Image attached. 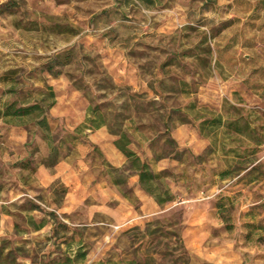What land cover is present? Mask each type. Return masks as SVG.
Masks as SVG:
<instances>
[{
    "label": "rangeland",
    "instance_id": "obj_1",
    "mask_svg": "<svg viewBox=\"0 0 264 264\" xmlns=\"http://www.w3.org/2000/svg\"><path fill=\"white\" fill-rule=\"evenodd\" d=\"M53 101L0 118V264H264V0H0V108Z\"/></svg>",
    "mask_w": 264,
    "mask_h": 264
},
{
    "label": "trees",
    "instance_id": "obj_2",
    "mask_svg": "<svg viewBox=\"0 0 264 264\" xmlns=\"http://www.w3.org/2000/svg\"><path fill=\"white\" fill-rule=\"evenodd\" d=\"M50 95L51 97H54L53 92H51ZM54 103L55 102L53 101L48 107H45V105L41 102H36L30 107L14 110L13 112L10 111V108H7L5 111L0 108V118L7 116L18 117L21 119L18 121L20 123L13 122V124L18 125H27V120L32 119L42 129L50 130L47 110ZM129 143V138L125 133H122L120 138L115 142L117 148L123 152V154L128 158L131 166L136 170L139 177V184L142 189L154 195L160 204L172 200L169 189L166 187L163 190L159 187V183L157 182L158 177L151 170L150 165L147 162L142 161V159L134 151L129 149Z\"/></svg>",
    "mask_w": 264,
    "mask_h": 264
},
{
    "label": "crops",
    "instance_id": "obj_3",
    "mask_svg": "<svg viewBox=\"0 0 264 264\" xmlns=\"http://www.w3.org/2000/svg\"><path fill=\"white\" fill-rule=\"evenodd\" d=\"M13 135H14V137H21V136H22V135H18V136H17L16 134H13ZM22 138H23V137H22Z\"/></svg>",
    "mask_w": 264,
    "mask_h": 264
}]
</instances>
